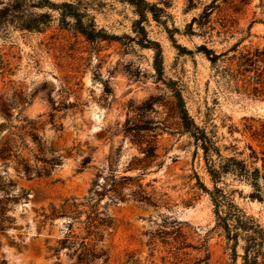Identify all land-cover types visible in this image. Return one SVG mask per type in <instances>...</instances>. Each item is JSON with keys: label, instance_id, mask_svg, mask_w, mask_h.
<instances>
[{"label": "rangeland", "instance_id": "rangeland-1", "mask_svg": "<svg viewBox=\"0 0 264 264\" xmlns=\"http://www.w3.org/2000/svg\"><path fill=\"white\" fill-rule=\"evenodd\" d=\"M147 1L165 10L160 22L149 14L138 23L141 17L125 0H50L55 6L45 7L43 0H0V98L14 103L12 125L20 127L23 117L37 121L40 136L63 156L52 176L31 180L0 160V175L16 186L10 196L28 192L11 204L7 215L14 223L0 235L8 264H72L66 249L59 260L48 252L68 233L69 220L56 218L41 228L42 213L66 199L83 200L98 175L100 185L113 175H142L152 201L109 206L114 226L99 244L107 264H194L201 254L178 248L200 247L205 240L210 264H243L245 236L235 257L224 233L212 230L214 207L198 177L210 190L213 183L202 150L182 126L179 96L224 156L264 174V83H255L254 70L238 75V83L227 76V70L237 72L242 57L258 59L257 50H264V24L248 33L254 19L264 18L261 0H221L203 28L192 22L214 0ZM63 3L73 4L103 37L88 40L71 18L63 24ZM32 20L46 25L21 28ZM201 47L222 54L217 65ZM218 187L233 193L264 229V204L249 198L247 181L230 175ZM172 220L187 224L183 238L174 239Z\"/></svg>", "mask_w": 264, "mask_h": 264}, {"label": "trees", "instance_id": "trees-1", "mask_svg": "<svg viewBox=\"0 0 264 264\" xmlns=\"http://www.w3.org/2000/svg\"><path fill=\"white\" fill-rule=\"evenodd\" d=\"M43 1L47 5L41 3L42 7L55 6L50 0ZM125 1L129 2L141 17L138 23L148 20L149 14L152 15L155 21L160 22L161 14L166 13L164 9L149 3L147 0ZM219 1L221 0H214L215 5L207 6L200 19L195 18L192 25L198 24L200 28L205 27L210 22L211 13L215 7H218L216 3ZM223 1L227 2L228 0ZM260 7L264 15V0H261ZM58 10L61 13L62 23L69 25L68 19H73L76 30L88 40L97 41L103 37L93 21L84 22V16L73 4L63 3L58 7ZM22 14L24 15L25 12H22ZM43 17L51 18L48 14L43 15ZM255 23L264 24V18L254 19L250 23L248 26L249 34ZM43 25H46V23L38 20L23 21L21 28L29 31H40ZM201 48L212 65H217L222 54L217 55L215 51L208 50L205 47ZM256 56L260 57L254 59L250 54L242 57L237 72L227 70L230 82L238 83V75H244L254 70L257 73L255 83H264V68L261 70L258 64V62L264 64V50H257ZM255 91L258 92L257 87H255ZM13 105L14 103H8L3 97L0 98V116L4 119L0 123V160L5 167L14 163L17 172L30 180L52 176L55 169L62 165L63 156L54 147L48 146L47 141L40 136L37 121L23 117L20 127L12 125L10 109ZM179 110L182 126L185 132L194 139L197 149L202 150L206 171L213 183V190H210L198 177L200 188L209 195L214 207L216 225L212 230H221L224 233L235 257H237L236 249L239 245V239L245 236L243 264H264L263 227L258 220L248 215L235 203L233 193L218 187V184L223 183L224 179L230 175L243 179L253 189L249 198L264 204V186L261 184V181L264 180V174L258 168L251 170L244 160L238 159L236 156H224L217 142L195 124L181 96H179ZM52 121L54 122L53 115ZM4 132L6 133L4 134ZM25 152L29 156H26ZM86 163L85 160L83 165L85 166ZM141 176L117 177L113 175L103 185H100L98 175L92 183L89 195L83 200L77 198L66 199L60 206H51L49 213L44 211L40 222L41 228L47 225L52 227L56 218H67L69 220L67 223L68 233L58 240L55 245L48 246V252L51 253V256H56L59 260L61 251L66 249L67 256L72 260V264H107L109 261L107 250L100 247L99 244L103 241L105 232L114 226V218L109 213V206L119 205L120 202L130 200L138 203H152L140 183ZM135 185L138 187L136 190L130 193L124 192L126 188ZM15 187L12 180L0 175V194L2 196L0 198V235L2 236L6 235V231L14 223V219L7 215L11 204L17 203L20 199L28 196V192L25 190H21L17 196H10ZM105 197L108 198V201L101 209L100 204ZM76 225L78 227L75 228ZM185 225H187L185 222L178 220L169 222L172 234L176 236L175 240L184 237ZM49 241L48 239L47 242ZM11 244L21 250L20 245L14 242H11ZM1 247L0 242V264H8L1 252ZM185 248H192L198 254H201L195 257L194 264H210L211 255L206 240L203 241L200 247L183 244L178 249Z\"/></svg>", "mask_w": 264, "mask_h": 264}]
</instances>
